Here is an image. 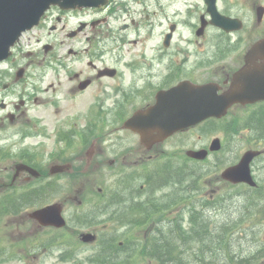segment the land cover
Segmentation results:
<instances>
[{"label": "flooded vegetation", "instance_id": "af4514ba", "mask_svg": "<svg viewBox=\"0 0 264 264\" xmlns=\"http://www.w3.org/2000/svg\"><path fill=\"white\" fill-rule=\"evenodd\" d=\"M261 38H264V0H107L99 7L71 10L51 6L38 25L22 35L12 56L0 63L5 67L0 71V111L3 112L0 124L23 123L21 119L28 117L23 107L31 95L27 91L25 75L28 68L35 65L43 69L46 85L38 87L48 94L47 105L60 107L62 101L70 100V105L83 112L81 105L85 102V121L79 122L82 115L76 113L74 119L55 116L44 123V141L51 145L46 152L49 163L40 169L37 168L40 165L37 154L31 151L30 143L23 141L28 133L35 137L31 131L16 130L24 138L22 141L0 144V157L5 153L15 155L13 170L17 162H24L40 172L34 177L23 170L15 179V170L0 175V193L14 187L0 202L2 207L7 203L14 204V211L20 210L15 214L19 215L59 204L68 224V228H59L33 221L29 232L20 234L41 236L32 238L37 242L28 248L25 241L18 242L15 258L26 260V256H45L64 260L77 256L82 244L73 229L81 226L79 212L89 199H94L93 207L101 210L98 214L108 213L106 217L97 218L113 220L112 223L116 219L113 214L141 211V207L117 206V202H130L131 189L127 182L145 179L142 172L145 160L163 153L168 157L167 164L178 165L179 160L205 162L222 151L223 155H229L228 161L232 159L226 164L229 165L235 163L246 149H260L261 153L251 162V171L253 178L264 188V161L259 163L264 158V149H261L264 147V99L233 103L221 118H209L149 147L140 141L138 133L121 126L126 117L149 107L156 101L157 94H163L180 82L212 83L218 93L229 90L235 72L245 63L246 53ZM18 55L31 59L22 64L23 58L19 57L22 59L15 63L14 58ZM252 59L256 66H263L264 50H257ZM107 67L112 71L106 70ZM253 74L264 83V73ZM9 99L12 100L8 102ZM99 116L115 117L111 133L132 140L111 159L101 154L100 143L104 136L98 134ZM208 121L220 123L215 136L219 137L221 148L208 150L204 160L191 158L186 151L208 149L210 140L183 149L172 142L177 136L186 135ZM102 124L99 123V129L103 133L106 126L104 121ZM113 142L112 147L117 148L119 141ZM237 144L239 148H236ZM53 165H62L63 170L52 173ZM111 166L116 173L107 170ZM101 167L108 171L105 174L111 189L106 191L105 184L98 183L97 192L93 190L91 198L80 196V191L73 192L69 198L75 211L67 212L68 197L62 182L87 179L90 174L99 179L103 173H99ZM39 182L44 185L43 196L22 200L23 195L33 191L29 188ZM25 184L30 186L27 190L15 188ZM132 198L141 201L135 196ZM149 228L147 238L152 225Z\"/></svg>", "mask_w": 264, "mask_h": 264}, {"label": "rangeland", "instance_id": "374dc122", "mask_svg": "<svg viewBox=\"0 0 264 264\" xmlns=\"http://www.w3.org/2000/svg\"><path fill=\"white\" fill-rule=\"evenodd\" d=\"M147 45H151V43H147ZM22 58V64L27 63L31 59L28 56H22ZM22 58L18 59L15 63L19 62ZM14 59H17V56ZM3 69L5 67L1 65L0 71ZM25 81L29 87L27 91L31 95L27 104L23 107L28 117L21 119L23 123L0 124V144L5 145L7 142L22 141L24 138H22L20 133H16V130L31 131L35 137H32L31 133H28V137L23 141L30 143L31 151L37 154V160L40 163L37 168L40 169L41 167H46L49 163L46 152L50 150L51 145L50 142L44 141V123H47V120L50 118H55V116H65L67 120L74 119L73 115L76 113L82 115L78 119L82 123V121H85L84 110L87 103L83 102L81 105L84 113L79 111L74 105H70V100L62 101L60 107L51 108V106H48L46 100L49 96L47 93L41 91L43 89H40L46 85L43 69L40 66H30L25 75ZM38 85H40V88ZM25 86L26 84L23 85V87ZM33 86L34 88H32ZM37 89L39 91H36ZM11 100L9 99L8 102ZM56 111L57 113H55ZM1 114H3L2 111H0V116ZM97 119L100 126L103 125V121L106 126L103 134L99 129L98 123V134L104 136L102 138L103 142L100 143L103 148L101 154H104L106 159H111L118 150H122L124 145L131 143L132 140L128 136L123 138L121 135L111 133V128L116 122L115 117L99 116ZM219 130L220 123L211 121L191 130L186 135L177 136L172 142H174L176 147H181V149L188 148V146L194 143L199 145L208 141L210 136ZM1 137H3L2 140ZM113 141H119L116 144L117 148L112 147ZM261 149L263 150L264 147ZM14 157L15 155H11L10 153H5L3 157H0V175L11 174L14 171ZM32 157L36 158L34 155ZM228 157L229 155H223V152L220 151L216 156L213 155V157L204 163H187L179 160L178 164L180 166L188 167L190 172L186 173L189 176L182 175L184 173L178 170L179 167L177 165H173L171 162L167 164L165 160L168 157L164 153L160 157L145 160V165L142 169V172L145 174L148 172L156 173L161 169L174 170L173 175L182 178L184 182L178 185L169 184L160 186L155 191V197L158 198L153 201V207H150L151 205L149 204L146 209L136 212V215L140 219L145 220L144 223L132 226L128 224L125 231L123 230V236L129 235L133 241H130V244L133 243L131 244L132 252H127L129 264H156L154 258L149 255L148 244H144V241L147 239L146 235L149 232L147 228L152 224V221L160 224L165 232L164 236L171 243H175L174 240L177 238V243L181 250L180 258L183 264H264V250L261 248L262 243H264V196H249L250 190L239 187L236 190L239 196L222 201V198L230 190L223 183L220 176L221 169L232 160L228 161ZM262 161H264V158L259 163ZM102 168H100L99 173H103L99 179L97 177L93 178L92 174H90L87 179L84 177L77 181L65 180L62 182V189H64L68 197L67 212L72 213V211H75L70 205L72 202L69 198L70 195H73V192L80 191V196L83 195V197L91 198V192L95 191L98 183H104L105 190L107 191L111 189V186L108 185L110 180L106 178L105 174L108 171ZM113 168L111 166L107 170L111 173H116L112 171ZM185 181H188L186 184L192 185L191 189L190 187H186ZM131 183L139 186L144 183V179L132 180ZM29 187V184H25L24 186H16L15 188L27 190ZM12 189L10 187L8 190L0 193V202L6 199L9 195L8 191H12ZM148 193L149 191L142 189L138 197L144 199ZM89 204H85L83 209ZM260 205L263 206V211L261 212L258 210ZM24 217H26L25 214H22V217L16 218L2 217V223H0V246H7L9 253L6 255L0 254V264H91L87 257L94 253L96 249L93 243L82 244L77 256H70L64 260H54L45 256H41L40 258L26 256V260L15 258L11 251L17 249L15 246L18 242L25 241L27 243L26 248H28V245L31 247L34 242H37L33 241L32 238L41 236L33 234L22 236L20 234L23 232L28 233L31 229L30 224H32V221ZM21 218H24V220L20 221ZM109 223L112 222L106 219H99V223L95 225L77 229L75 235L77 237L79 232L83 231L106 234L112 230L108 225ZM171 223L175 224V226L178 224L176 232H172V229H170ZM202 224L206 227L204 234V226H201ZM111 225L113 229H118L113 231L122 232L120 228L123 226L120 227L121 224H117L114 221ZM227 226L230 228L225 232V227ZM75 229H73V232ZM207 232V237L202 242L201 238ZM69 237L71 240L73 239L72 234ZM138 239L139 244H137ZM39 241L42 242V240ZM127 250H130V248ZM14 252L17 253V251Z\"/></svg>", "mask_w": 264, "mask_h": 264}, {"label": "water", "instance_id": "95a60500", "mask_svg": "<svg viewBox=\"0 0 264 264\" xmlns=\"http://www.w3.org/2000/svg\"><path fill=\"white\" fill-rule=\"evenodd\" d=\"M50 3H58L63 8L98 4L96 0H0V60L9 55V48L18 39L21 31L37 23ZM257 45L264 46V39ZM237 97V90L217 96L210 86L180 87L174 92L172 105L168 106L164 99L159 98L149 109L128 118L124 126L138 131L142 141L153 142L208 116H220L225 107ZM218 147L219 140H213L211 148ZM194 153L199 158L205 156L204 151ZM250 157L251 152H248L240 163L225 169L222 176L232 182L246 181L254 185L248 169ZM35 214L43 223L55 222L59 216L54 206L38 210ZM92 238L90 234L83 236L84 240Z\"/></svg>", "mask_w": 264, "mask_h": 264}, {"label": "trees", "instance_id": "16d2710c", "mask_svg": "<svg viewBox=\"0 0 264 264\" xmlns=\"http://www.w3.org/2000/svg\"><path fill=\"white\" fill-rule=\"evenodd\" d=\"M166 242H167V240H166ZM162 245V252L164 253V252H166V245L165 244H161ZM159 262H158V264H167V262L165 261V260H163L162 258H159V259H157ZM103 263H105V262H103Z\"/></svg>", "mask_w": 264, "mask_h": 264}]
</instances>
